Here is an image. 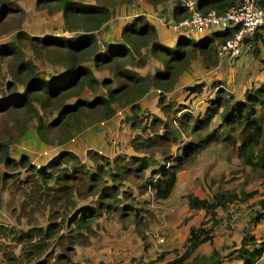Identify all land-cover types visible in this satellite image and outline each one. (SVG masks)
<instances>
[{
    "label": "rangeland",
    "instance_id": "obj_1",
    "mask_svg": "<svg viewBox=\"0 0 264 264\" xmlns=\"http://www.w3.org/2000/svg\"><path fill=\"white\" fill-rule=\"evenodd\" d=\"M113 1L127 3L135 11L128 19L117 20L120 23L143 17L140 12L145 13V8L155 14L158 8L174 10L178 5V0H78L87 5ZM36 2L0 0V149L7 148L10 160L7 166L0 152V264H178L190 229L209 220L205 211L190 208L188 196L209 203L221 194L237 199L225 209H216L218 224L213 221L206 226L214 230L212 241L181 264H193L194 258H210L214 253V264H236L235 249L246 233H254L264 243V218H257L264 215V173L245 163L238 149L244 138L241 128L226 124L220 116L224 107L214 104L228 100L223 104L240 107L247 92L264 87V31L231 69L224 63L217 76L211 72L218 65L214 54L207 59L192 54L186 62H173L170 54L165 63L162 56L150 53L149 45L134 55L132 64L120 67L148 82L155 80L160 87L151 88L134 103L108 97L109 89L130 85L116 77L121 75L119 68H97L86 61L83 64L91 68L95 83L51 98L43 108L25 98L26 74L18 70L14 55L31 62L42 81L62 80L67 72L60 61L63 51L51 45L41 48L40 40L76 35L64 31L60 11L39 10ZM134 3H140V10ZM109 39L106 30L96 34L100 51H106ZM168 72L172 80L158 77ZM103 101L115 111L108 120L103 119ZM91 102L95 106H84L75 119L66 122L61 117L63 107ZM213 109L217 112L208 126L199 129ZM256 110L263 137L253 149L252 163L264 152V104ZM206 137L210 139L204 144ZM201 142L204 147L198 149ZM191 148L198 151L189 159L186 154ZM63 153L79 157L89 174L108 169L99 157L107 159L110 177L103 174L102 187L110 188V196L105 194L102 200L101 185L94 182L88 188L82 175L74 174L77 170L69 169L71 175L58 180L59 174L48 169L42 180L11 164L25 157L29 166L44 170ZM177 164L181 167L171 196L157 199L151 185L160 171ZM117 166L126 169L124 175L116 174ZM83 209L95 210L96 217H83ZM220 229L237 230L240 241L220 242L223 236L216 237Z\"/></svg>",
    "mask_w": 264,
    "mask_h": 264
},
{
    "label": "trees",
    "instance_id": "obj_2",
    "mask_svg": "<svg viewBox=\"0 0 264 264\" xmlns=\"http://www.w3.org/2000/svg\"><path fill=\"white\" fill-rule=\"evenodd\" d=\"M239 1L240 0H200V7L203 11L216 10L218 12H223L238 4ZM118 4L121 3L113 1L104 5H87L78 2V0H37L36 8L39 10L55 9L56 11H60L63 14L64 31L68 34H74L76 36L72 39H57L54 37L43 38L40 40V44L42 45L41 48L51 45L55 47V49L63 51L60 61L64 62L66 65L67 72L66 77L62 80H53L50 83L42 81V79L36 75L35 67L31 64V62L24 61L23 59H20L18 55H14L16 60L19 62L18 70L20 72L23 71L26 74L25 81H27V83L25 86V98H28V101L38 102L41 107L45 108V106L49 104L48 101L51 98H59L62 93H67L71 89L83 88L86 85L95 83L91 68L83 64L84 62L91 60L97 68L109 66H112L114 69L119 68L118 72H120L121 75L116 77L124 78L125 81L130 83V85L126 83L117 90L109 89L108 97L111 100L126 99L128 103H134L138 97L146 95L151 88H160L155 80L148 82L146 78H139L134 73L128 72L127 67L120 68L123 65L127 66L129 63L132 64L131 62L133 61L135 54H140L143 49L148 48L150 45V53L152 55L162 56L165 63H168L165 56L170 54L173 57V62H186L188 59L192 58V54H197L205 59L214 54L218 63V46L226 39L232 37V32L226 31L214 33L210 37L193 44L188 40L182 39L176 44L175 49H171L162 45L158 41V35L155 27L151 25L145 17H138L124 27L122 31L123 43H118L112 46H108L107 44L106 51H100L96 40V34L101 30L103 25L110 20L112 7ZM259 5L264 8V0H260ZM179 12L180 8L177 5L174 11L175 17ZM1 17L2 15L0 14V19ZM181 18H183V14L179 19ZM263 31L264 29L260 30L253 37V39L246 42V50H249L252 47V44H250L249 47V43L252 41H258L260 38L259 34ZM122 59H124L123 63L119 61ZM171 68L172 67H169L168 70L171 71ZM158 77L165 80L173 79L170 72L159 73ZM103 102L106 109L103 119L108 120L114 116L115 111L110 109V106L106 103V101ZM223 102H228V100H216L214 104L216 108L224 107L220 116L226 124L235 128H241L244 138L238 149L245 157V163L251 167L260 169L264 173V152L259 155L256 163H252L251 161L254 158L253 149L257 147L260 139L263 137L262 126L256 118V106L264 104V87L259 88L254 92H247L245 95V101L240 103V107L234 108V106H232L233 102H231L230 106L228 104H223ZM95 104L96 102L87 104L77 103L70 108L63 107L61 117L64 115L66 122L70 121L71 119H75L82 112V108L84 106L93 107ZM216 112V109L211 110V114H207V118L205 120L207 122H203L202 126L198 128L202 129L207 127L210 119L213 118ZM39 134L43 137L42 131H39ZM209 139L210 137H206L202 142L206 144ZM67 140H69V138L65 141ZM202 142L200 145H196L198 149L204 147V145L201 146ZM198 149L191 148L190 150H192V152L189 151L190 153L186 154V158L191 159L195 152L197 153ZM0 152L2 153L4 163L9 166L10 160L8 159L7 148L2 147ZM88 155L91 157V153H88ZM99 158L106 162L108 169L103 170L101 168V172L95 174H89L85 171V168L81 165L79 157L72 155L71 153L60 154L54 159V161H51L47 165V169L45 168L44 170L29 166V164L25 162V157L12 161L11 164L15 168L22 167L24 169H28L33 175L39 176L42 180L48 176V169L56 171V173L59 174L58 177L55 178L58 180L61 178L64 180L65 177L71 175L69 169L77 170L74 174L82 175L83 179L89 184L88 188H93L91 183L94 182H96L97 187L101 185L99 192L101 199L103 200L107 197V195L110 196V188L106 189L105 187H102L103 174L110 177V163L103 157ZM138 162L139 161H135L134 164L135 166L139 165L140 167L141 164ZM144 164L147 165V163ZM64 165H66V168L62 169V166ZM179 167H181V165L179 166L178 164L168 167V169L160 171L157 175L158 177L155 183L151 185L157 199L166 200L171 196L177 181V171L179 170ZM116 169L118 170V173H116L118 176H122L126 172V169L121 166H117ZM116 181L117 179L114 178L113 182ZM97 187L96 189H98ZM236 199L237 197L235 195L225 196L221 194L214 197V202L209 203L206 200H200L196 197H187L190 208L205 211V214L207 215L206 217H209V220L207 222L204 221L203 224H201V227L190 229L189 235L184 244L186 251L182 257L176 261V263L181 264L183 260L191 258L200 246L212 241L214 230L210 228L208 229V227H206L207 224L214 221L217 225L216 209H225L228 203H231ZM102 200L100 204H104V201ZM261 205L264 209V201L261 202ZM105 206L110 207L109 201H106ZM92 214H95L93 216L96 217L97 213H95V210L92 209L82 210L83 217L90 218V220L93 217H90ZM83 217H80L81 220L79 226L83 222ZM257 218H264V215H259ZM237 252L239 253V257L243 264H256L264 255V243L261 242L258 244L256 240L249 235V233H246L242 238L240 248ZM215 255L216 253H214L210 258H194L193 264H214L216 263L214 259Z\"/></svg>",
    "mask_w": 264,
    "mask_h": 264
},
{
    "label": "built area",
    "instance_id": "obj_3",
    "mask_svg": "<svg viewBox=\"0 0 264 264\" xmlns=\"http://www.w3.org/2000/svg\"><path fill=\"white\" fill-rule=\"evenodd\" d=\"M259 3L260 0H240L235 6L218 12L203 11L200 0H178L183 18L174 22L172 28L174 31L183 29L198 34L232 32V37L217 48L218 65L212 69L217 76L224 63L231 69L232 63L247 49L246 42L264 29V8Z\"/></svg>",
    "mask_w": 264,
    "mask_h": 264
},
{
    "label": "crops",
    "instance_id": "obj_4",
    "mask_svg": "<svg viewBox=\"0 0 264 264\" xmlns=\"http://www.w3.org/2000/svg\"><path fill=\"white\" fill-rule=\"evenodd\" d=\"M87 4H89V3H87ZM126 4L127 3L118 4V6L112 10V15L110 17V20L106 24H104L103 27L101 28V30L98 32V34H99L101 31L106 30V38L107 37L112 38L111 40L109 39L107 41L109 46L118 44L116 42L121 43L119 40L120 39L122 40V31H123L124 27L127 26L128 24H130L129 22H131V21L128 22V20H127L126 22L121 21L122 23H120L117 20H121L122 16L124 18L128 19L129 17H131L135 13L134 10H131V5H129V4L126 5ZM90 5H94V4H90ZM139 5H140V3H134L133 4L134 8H138ZM166 8L167 9H164L163 7H161V9L158 8L155 14H153L154 12L148 8H145V11H146L145 13L140 12L141 14H143V17H144V15L148 14V15H146L147 18L146 17L145 18L147 19V21L151 25H153L155 27L157 35H158V41L162 45H164L166 47L174 48V46H176V44L182 39H185V40H188L191 42V39L193 38L194 43H197V42L202 41L203 39L213 35V34H209V33H202V34H198L195 32L190 33V32L183 30V29L174 31L172 28V24L174 22L178 21V19L182 16V13H181L182 11L180 10V12L177 13V16L175 17V15H174L175 9L173 10L172 7H169V8L166 7ZM138 9L140 10V8H138ZM152 18H157L159 20V22L158 23L152 22V20H151ZM161 22L165 23V25H167L169 27L167 28ZM115 33L118 35V38H114V37H116ZM171 46H173V47H171ZM204 221H207V220L204 219ZM224 228L225 227H223V229ZM223 229H220V231L216 233V237H217V234L218 235L220 234L221 236H223L222 238H218V240L220 242L226 241V243H231V242H239L240 241V237L238 236L237 230L234 229L233 231H224ZM250 235L256 240V242L258 244L263 242L254 233H252ZM241 241H242V239H241ZM239 243H241V242H239ZM206 244H208V243H206ZM203 245H205V244H203ZM237 250H238V247H237V249H235V251H236L235 256L237 259L236 264H243L242 260L239 257V253L237 252ZM256 264H264V256H262Z\"/></svg>",
    "mask_w": 264,
    "mask_h": 264
}]
</instances>
